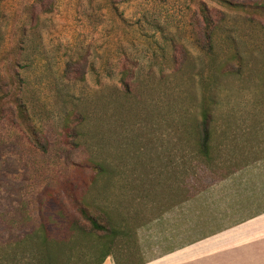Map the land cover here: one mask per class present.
<instances>
[{"label":"rangeland","instance_id":"374dc122","mask_svg":"<svg viewBox=\"0 0 264 264\" xmlns=\"http://www.w3.org/2000/svg\"><path fill=\"white\" fill-rule=\"evenodd\" d=\"M248 179L264 201V0H0V264H141Z\"/></svg>","mask_w":264,"mask_h":264},{"label":"crops","instance_id":"0c3cea01","mask_svg":"<svg viewBox=\"0 0 264 264\" xmlns=\"http://www.w3.org/2000/svg\"><path fill=\"white\" fill-rule=\"evenodd\" d=\"M248 169L249 167H245L238 173H241L240 175L249 174ZM236 174L237 172L221 179L219 183L226 182ZM240 183L245 184V201L248 203L246 208L241 209L245 211L240 213L241 216L238 211L232 212L228 209L224 198L222 200L227 209L221 210L220 198L219 204H215L218 201H214L219 215L214 213V206L211 204L196 216V219L200 221L197 225L204 228L207 226V229L198 230L200 232L196 236L182 245L149 258L141 264H264L263 190L260 186L251 185L250 179ZM218 216H223L224 221L225 219L233 221L223 224L218 222ZM202 220L210 223L203 224ZM195 231L197 232L196 229ZM102 264H114V261L107 257Z\"/></svg>","mask_w":264,"mask_h":264},{"label":"trees","instance_id":"16d2710c","mask_svg":"<svg viewBox=\"0 0 264 264\" xmlns=\"http://www.w3.org/2000/svg\"><path fill=\"white\" fill-rule=\"evenodd\" d=\"M207 123L202 124V126L199 128V133H200V138H199V147H200V151L202 152V154L204 156L208 155L209 152V130H208V126L206 125ZM35 143H37V141H35ZM70 199H74L73 196H69ZM80 214L83 215L85 218H87V220L90 222V227L89 230L90 232H98V230H106L105 227L99 225L95 220L87 217V214L85 213L84 209L80 210ZM91 234V233H89ZM92 235V234H91ZM108 257V255H104L101 260L97 263V264H102L103 261Z\"/></svg>","mask_w":264,"mask_h":264}]
</instances>
